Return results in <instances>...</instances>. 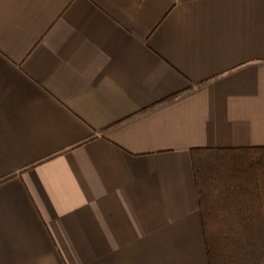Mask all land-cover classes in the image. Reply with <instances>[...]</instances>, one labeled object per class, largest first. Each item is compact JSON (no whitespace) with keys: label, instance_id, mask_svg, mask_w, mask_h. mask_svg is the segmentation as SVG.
Here are the masks:
<instances>
[{"label":"crops","instance_id":"crops-1","mask_svg":"<svg viewBox=\"0 0 264 264\" xmlns=\"http://www.w3.org/2000/svg\"><path fill=\"white\" fill-rule=\"evenodd\" d=\"M264 146V0H0V264H207L190 149Z\"/></svg>","mask_w":264,"mask_h":264},{"label":"trees","instance_id":"trees-1","mask_svg":"<svg viewBox=\"0 0 264 264\" xmlns=\"http://www.w3.org/2000/svg\"><path fill=\"white\" fill-rule=\"evenodd\" d=\"M207 264H264V146L190 149Z\"/></svg>","mask_w":264,"mask_h":264}]
</instances>
